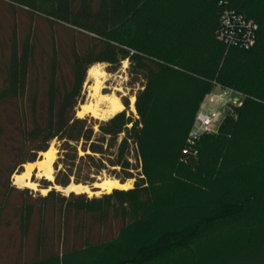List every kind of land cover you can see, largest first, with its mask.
<instances>
[{
    "label": "trees",
    "instance_id": "trees-1",
    "mask_svg": "<svg viewBox=\"0 0 264 264\" xmlns=\"http://www.w3.org/2000/svg\"><path fill=\"white\" fill-rule=\"evenodd\" d=\"M224 8L256 24L249 49L217 39ZM0 12L27 21L0 18V264H264V0H0ZM125 61L135 111L78 117L88 69ZM215 85L242 103L191 142ZM53 141L54 186L132 188L12 185Z\"/></svg>",
    "mask_w": 264,
    "mask_h": 264
},
{
    "label": "built area",
    "instance_id": "built-area-1",
    "mask_svg": "<svg viewBox=\"0 0 264 264\" xmlns=\"http://www.w3.org/2000/svg\"><path fill=\"white\" fill-rule=\"evenodd\" d=\"M256 28L252 20L232 9L224 8L216 29V37L227 48L249 49L254 44ZM215 86L222 89L219 93L210 92L201 103L189 134L191 142H195L203 133H209L219 122L223 109L242 103L243 96L237 91L220 85Z\"/></svg>",
    "mask_w": 264,
    "mask_h": 264
},
{
    "label": "bare ground",
    "instance_id": "bare-ground-1",
    "mask_svg": "<svg viewBox=\"0 0 264 264\" xmlns=\"http://www.w3.org/2000/svg\"><path fill=\"white\" fill-rule=\"evenodd\" d=\"M101 75L102 72L99 69L98 65H94L88 69L87 76L93 81V83L91 86H89L88 102L81 105L80 109L77 111L78 117H84L85 114H88L94 118L108 119L124 109L122 103L114 95H103L104 93H101V90L103 89ZM102 106L104 107V109H102ZM54 152L50 147L47 151L41 153L42 159L37 160L34 163L25 164L24 172H22L21 174H15L13 183L18 187L35 189L36 184L28 180L33 168L38 170L37 177H44L47 180L51 181L53 179L54 172ZM95 185L101 193H109L112 189H127L128 181L121 184L116 179L107 178L101 180ZM56 187L58 190H62L66 195L71 192L76 194L82 192L90 193L88 187H84L82 185L70 184L65 189H61V187L59 186ZM42 191L45 192V190Z\"/></svg>",
    "mask_w": 264,
    "mask_h": 264
},
{
    "label": "rangeland",
    "instance_id": "rangeland-1",
    "mask_svg": "<svg viewBox=\"0 0 264 264\" xmlns=\"http://www.w3.org/2000/svg\"><path fill=\"white\" fill-rule=\"evenodd\" d=\"M19 15H22V14L16 13L14 15H8L9 18H10V20L7 21L6 14H2L0 12V18L3 17V19H5L4 22H2V23H5V22L6 23H9V22H12L13 23L15 21V19L19 20L21 23H22L23 20H24V22H27V21H25L26 19L23 16H19ZM26 15H31V14H26ZM40 16H42V15H40ZM26 25L27 24H25V26ZM39 30H40V34L43 33V35H44L45 31H47L46 30V27H43L41 25H39ZM56 31H58V30H56ZM95 65H98L99 66V69L102 72L101 79H102V83H103V89L101 90V93L102 94L104 93L103 95H114L116 98L119 99V101L121 103L123 101H127L128 104H129L128 110L131 111V112H134L135 111V108L134 109H132V108L134 107L135 95H136L138 89L140 88V85L139 84L130 85V76H129L128 71H127V68H128L129 63L127 61L122 62L121 65H120V67L114 73L108 72L107 71V65L104 64V63H99V64H95ZM92 83H93V81L90 78H88L87 73H86V79H85V82H84L83 88H82V93L84 95V103L83 104H86L88 102V100H89L88 99L89 86H91ZM221 89L222 88H219V87H216L215 86L212 91L215 92V93H219ZM122 105H123V103H122ZM102 109H104V107ZM232 114H233V110L230 107V105L228 107H226L225 109H223V111H221V114H220V117H219V122L214 125V127L209 131V133H214L217 130V128H218V124H220V122L224 119V117L226 115H232ZM87 116L88 117H92L90 115H87ZM92 118L93 119H97V120H106V119H99V118H94V117H92ZM50 147L53 149V152L55 151L54 152V155H55V159L54 160H56V155H57V143H56V141H53L50 144L49 148ZM40 155L41 154H39V156L37 157V160L42 159V155L41 156ZM22 172H24V165H23L22 170H21L20 173H22ZM37 172H38V170L35 169V168H33V170L31 171V174H30V176L28 178V180H30V182H33V183L36 184L35 189H30V188H27V189L32 190V192L35 193V194H40V195H43L44 194L45 195L50 189H52V188L55 187L54 184H53L54 176H53V179L50 181V180H47L44 177H37ZM14 175L15 174H13L11 176V178H10L11 184L14 185L15 187L19 188V189H24V187H18L17 185H15L13 183L14 182V180H13ZM53 175H54V172H53ZM235 178H237V180H242V179H244V175L242 173H237L236 176H235ZM104 179H107V177L106 176L98 177L97 183L100 182L101 180H104ZM47 182H50L52 184V186H48V188H44V185ZM132 186H133V181H128V187H127V189L132 188ZM42 190H45V192H43ZM94 190L95 191L98 190V191H96L94 194L91 193V192L90 193H86V194L89 197H91V196H99L102 193H104V192L101 193L99 189H94ZM62 192H60V193H62ZM63 195H66V194L64 193ZM8 240H10V238L8 236H6V237L3 238V241L5 242L4 243L5 245H6V243H9ZM8 245H10V244H8ZM7 248H8V246H7ZM8 249L12 250L11 248H8Z\"/></svg>",
    "mask_w": 264,
    "mask_h": 264
},
{
    "label": "water",
    "instance_id": "water-1",
    "mask_svg": "<svg viewBox=\"0 0 264 264\" xmlns=\"http://www.w3.org/2000/svg\"><path fill=\"white\" fill-rule=\"evenodd\" d=\"M80 107H81V105H80L78 108L80 109ZM79 109H78V110H79ZM133 109H134V107H133ZM78 110H77V111H78ZM87 115H88V114H85L84 116H87ZM70 184L75 185L74 183H70ZM70 184H69V185H70ZM82 186H83V185H82ZM84 187H88V186H84ZM54 188L57 190V187H56V186H55ZM65 188H66V187H65ZM65 188H62V187H61V189H65ZM88 189H89V191H90L91 193H93V194H94L96 191H98V190H96V191H95V190H94V191L92 190V189H98L95 185H93V188H92V189L89 188V187H88ZM57 191H60V190H57ZM60 192H62V190H61ZM82 193H84V192H82ZM62 194H64V193L62 192ZM68 194H69V193H68ZM68 194H67V195H68ZM85 194H86V193H85Z\"/></svg>",
    "mask_w": 264,
    "mask_h": 264
}]
</instances>
